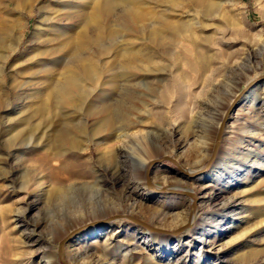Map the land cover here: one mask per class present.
I'll list each match as a JSON object with an SVG mask.
<instances>
[{"label":"rangeland","instance_id":"1","mask_svg":"<svg viewBox=\"0 0 264 264\" xmlns=\"http://www.w3.org/2000/svg\"><path fill=\"white\" fill-rule=\"evenodd\" d=\"M14 6V0H0V36ZM149 6L152 10L155 5ZM24 16L28 29L23 46L40 16L38 6ZM169 16L188 26L176 52L178 59L162 61L165 70L151 75L149 83L158 93L135 114L139 117L132 128L136 134L127 137L134 152L154 161L150 184L141 165L128 155L133 150L119 146L117 132L99 133L94 136L99 144L84 143L75 154L52 161L43 190L36 189L32 176L19 175L14 150L5 149L0 138L8 159L3 163L7 174L0 175V198L4 199L0 205L14 204L0 208V264H44L47 257L55 264H187L194 230L189 224L174 227L177 215L173 214L188 209L197 213L193 226L208 229L211 213L227 208L213 248L206 247L214 255L211 260L222 257L227 264H238L240 255L253 249L264 251V0H183ZM21 46L5 67L7 84L18 78L19 65L13 62ZM158 76L163 77L161 83ZM257 76L262 80L254 93L245 97L252 91L249 87L230 111L215 157L199 174L189 176V170L206 165L227 107ZM187 128L199 134L198 140L191 137L192 144L184 143ZM37 149L30 147L27 152L43 157L45 150ZM112 154L117 155V168L110 160ZM61 179L68 180L73 189L51 200L47 190ZM155 184L189 187L196 202L192 205L194 198L188 194L155 191L151 188ZM19 198L25 201L17 205ZM115 214L123 218L120 224L113 220ZM164 215L171 223L164 224ZM109 225L114 226L88 239V256L76 258L80 235ZM81 227L85 228L65 241L61 257L60 240ZM145 228L157 238H172L171 250L161 254L145 245L138 230ZM241 242L245 243L242 247L237 245Z\"/></svg>","mask_w":264,"mask_h":264},{"label":"bare ground","instance_id":"2","mask_svg":"<svg viewBox=\"0 0 264 264\" xmlns=\"http://www.w3.org/2000/svg\"><path fill=\"white\" fill-rule=\"evenodd\" d=\"M14 2L13 11L6 16L0 36V138L3 139L5 149L14 150L13 154L17 158L16 171L19 175L32 176L36 189L43 190L49 164L60 156L75 154L84 143L99 144L94 139L95 135L117 132L119 146H129L127 137L136 134L132 128L139 123V117L135 114L147 107L149 97L155 98L158 93L150 85L149 79L155 72L165 70L162 61L178 59L176 52L188 26L185 21L169 16L173 9L183 4V0ZM150 3L155 5L152 10L149 9ZM35 6H38L40 16L35 21L31 34L26 36L27 42L23 46V37L28 29L24 13L33 14ZM20 24V30L16 33V27ZM20 44L23 48L13 62V65H19L18 78L13 77L11 83L7 84L4 70L12 52ZM259 80H262L261 76L249 82V87L253 88L245 97L254 93ZM158 81L161 83L163 77L158 76ZM89 120L92 121L91 124ZM186 132L184 143L192 144V136L199 139V134L190 131V128ZM30 147L38 148L37 150L43 148L45 155L35 157L33 152H27ZM129 149L133 151L128 155L137 160L146 174V169L154 161L145 159L136 151L135 153L131 147ZM3 152L0 146V175L7 174L3 163L8 159ZM115 156L117 155L112 154L110 160L117 168L118 161ZM179 165L182 169L185 168ZM197 171L199 170H189L192 174ZM189 172L186 173L194 176ZM66 181L68 180L54 183L52 189L47 190L51 200L63 198L73 189L70 182ZM12 188L15 196H18L19 189L15 190V184ZM151 188L155 191L161 188L165 192L181 188L193 191L189 187L178 185L161 187L155 184ZM23 201L24 198H19L15 204ZM2 202L4 199L0 198V204ZM13 205H0V208H12ZM226 209L219 208L211 213L208 229V226L201 227L199 224L197 227L193 226L194 221L197 223V213L190 209L173 214L177 215L174 227L189 224L194 230L190 250L187 252L190 257L187 264H227L222 257L211 260L214 255L209 249L206 250L207 246L212 247L216 242L219 223L227 213ZM17 214L19 220L22 219L23 214L20 211ZM118 217L115 214L113 220L120 224L123 218ZM162 221L166 225L171 223L166 215ZM142 223L147 228H152ZM113 226L81 234L79 241L82 244L76 251V258L84 259L89 253L86 243L90 237ZM84 228L74 230L71 236ZM147 228L138 229L141 233L139 238L145 245L150 244L161 254L171 250L172 238H157L149 234ZM138 235L135 233L133 236L137 238ZM182 238L183 235H180L176 241L180 243ZM244 244L237 243L241 247ZM64 246L65 243L62 251L66 247ZM195 250L199 252L196 253ZM262 253L264 251L253 249L250 253L237 257L235 263L264 264V256L259 258ZM44 264L55 262L47 257Z\"/></svg>","mask_w":264,"mask_h":264},{"label":"water","instance_id":"3","mask_svg":"<svg viewBox=\"0 0 264 264\" xmlns=\"http://www.w3.org/2000/svg\"><path fill=\"white\" fill-rule=\"evenodd\" d=\"M262 76L264 77V75H262ZM262 76H261V77H262ZM249 84H250V83H249ZM249 84L246 85L243 89H241V90L239 91V93L235 96V98L230 102L229 106L227 107V109H226V111H225L223 117L221 118V120H220V122H219L218 128H217V132H216V135H215V138H214V145H213V151H212V154H211V156H210L208 162L206 163V165H205L203 168L199 169V171H197V172L194 174V176L197 175V174H199L202 170H204V169L210 164V162L212 161V159L215 157V154H216V152H217V149H218V146H219V143H220L221 137H222L224 124H225V122H226V120H227V117H228L230 111L232 110V108H233V107L235 106V104L237 103V101H238V99H239L241 93H243V92L249 87ZM164 157L167 158V159H170V160H172L173 162L176 163V160H175L174 158H171V157L168 156V155H165ZM162 158H163V157L157 158V161L161 160ZM149 172H150V167H148V168L146 169V177H145V179H146L147 184H150V182H151V181H150ZM174 192H176V193L188 194V195L193 196L194 199H193V201H192V205L195 204V202H196V197H195V193H194L193 191H191V190H186V189H178V190H176V191H174ZM133 219L136 220V221H139V220L136 219L135 217H133ZM73 233H74V232L72 231L71 233L67 234L66 236H64V237L60 240V242H59V246H58V249H59V252H60L61 257H63V256H62V250H61V249H62V246H63V244L65 243V241H66V240H67V239H68Z\"/></svg>","mask_w":264,"mask_h":264}]
</instances>
